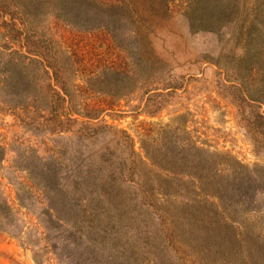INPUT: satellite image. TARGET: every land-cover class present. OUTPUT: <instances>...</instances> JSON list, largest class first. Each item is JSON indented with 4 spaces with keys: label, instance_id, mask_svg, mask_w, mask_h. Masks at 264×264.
<instances>
[{
    "label": "trees",
    "instance_id": "1",
    "mask_svg": "<svg viewBox=\"0 0 264 264\" xmlns=\"http://www.w3.org/2000/svg\"><path fill=\"white\" fill-rule=\"evenodd\" d=\"M201 1L191 6L196 10ZM213 3L189 20L190 27L223 28ZM162 4L169 18V1ZM162 4L0 0V112H10L27 135L45 128L58 135L51 146L40 142L41 153L28 137L15 134L11 149L0 136V151L14 153L28 192L57 221L50 243H21L43 256L53 253L57 264H264L263 210L257 207H264V169L223 160L186 137L184 123L166 125L169 140L158 144L152 138L153 145H142L139 153L128 132L104 120L138 88L148 93L177 88L162 77L171 65L153 38L164 19L158 16ZM245 22L240 40L251 47L235 51L234 62L246 65L249 74L238 75L234 104L238 111L261 110L264 20L247 32ZM60 24L70 36H53ZM96 40L109 46H95ZM234 44L240 46L235 35ZM161 83L164 88H156ZM257 117L264 121V115ZM255 126L264 135V123ZM238 216L242 222L236 227ZM224 227L234 232V243L221 239ZM219 249L227 253L223 259Z\"/></svg>",
    "mask_w": 264,
    "mask_h": 264
},
{
    "label": "rangeland",
    "instance_id": "2",
    "mask_svg": "<svg viewBox=\"0 0 264 264\" xmlns=\"http://www.w3.org/2000/svg\"><path fill=\"white\" fill-rule=\"evenodd\" d=\"M168 1L171 7L170 17L163 11L166 7L162 4L163 0H160L162 5L158 6L162 9L158 16L164 19L158 20L157 33L153 38L158 52L171 65L170 71L162 77H170L171 80L167 82L177 88L149 93L146 91L147 87L138 88L105 113L104 120L109 125L128 132L139 153H142V145H153L152 138L158 144L169 140L167 133L163 131L166 125L178 126L184 123L189 125L186 137L205 144L223 160L239 161L250 168L257 166L264 169V135L255 126L256 121L264 123L257 117L258 113L264 115V106L261 110L252 106L238 111L234 104V101L238 103L234 93V85H240L238 75L246 79L249 74L246 65L234 62L235 51L241 53L240 49L244 45L251 47L246 38L244 41L240 40V29L245 21L247 32L264 20V0H202L196 10L191 6L195 0ZM214 1L217 2L218 13L223 19V28L206 32L199 31L194 25L190 27L189 20L195 14H206L204 9L214 5ZM69 30L67 26L60 24L59 27L55 26L53 36H70ZM234 35L240 43L239 47L234 44ZM94 42L96 46L97 40ZM128 44L125 42V46ZM99 46L104 49L109 45L105 42ZM257 48L261 49L260 44ZM113 52L114 49L111 54ZM259 65L264 70V64ZM161 85L156 88L163 89L164 83ZM183 115V118L178 117ZM254 127L258 130L255 131ZM47 129H42L38 136H32L31 133L27 135V131L10 112H0V136L9 143L15 134L28 137L33 148H38L41 153L40 148L44 147L40 144L41 141L51 146L53 140L58 138L57 134H52ZM182 136L185 137V133ZM10 145L11 149H15L13 143ZM14 158L10 149L6 153L0 151V264H37L38 259L43 264H57L53 253L47 254L49 250L43 256L37 254L29 244L21 243L31 241L39 246L46 240L50 243L55 235L51 225L57 221L28 192L26 175L15 168ZM1 199L8 205H4ZM257 207L263 210L260 224L264 230V207L260 204ZM239 218L241 217L238 216L236 227L241 226ZM48 219H51V223L46 230ZM231 222L229 220L227 223ZM246 230L251 231L249 228ZM252 231H257V228ZM219 235L222 240L234 243V232L231 229L224 227ZM213 251L214 249L210 253ZM225 254V250L220 252L219 258L223 256V259ZM209 259L216 260L213 256Z\"/></svg>",
    "mask_w": 264,
    "mask_h": 264
}]
</instances>
